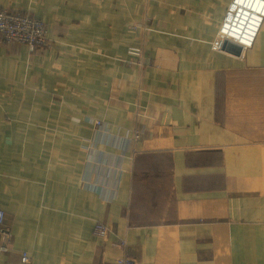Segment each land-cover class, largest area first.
<instances>
[{"label":"crops","instance_id":"0c3cea01","mask_svg":"<svg viewBox=\"0 0 264 264\" xmlns=\"http://www.w3.org/2000/svg\"><path fill=\"white\" fill-rule=\"evenodd\" d=\"M148 1L155 26L146 68L138 75L120 62L119 105L94 104L97 115L117 114V127L97 130L81 114L65 153L54 142L36 145L31 130L14 128L22 142L2 141L0 264H119L124 256L134 264H264V0ZM107 5L0 0V9L42 18L54 40L66 31L71 40L97 27L105 32ZM225 26L243 32L228 40ZM55 42L41 53L0 46L2 99L17 98L15 87L25 85L17 79L26 77L47 90L69 84L78 91L80 82L89 94L111 86L104 59L101 72L74 67L72 82L63 71L51 74L54 62L79 59ZM140 160L154 171L140 170ZM98 221L110 228L108 238L94 234Z\"/></svg>","mask_w":264,"mask_h":264},{"label":"rangeland","instance_id":"374dc122","mask_svg":"<svg viewBox=\"0 0 264 264\" xmlns=\"http://www.w3.org/2000/svg\"><path fill=\"white\" fill-rule=\"evenodd\" d=\"M106 1L108 4L107 6H109L112 10V18L109 23V29L105 32H101L100 28L97 27L98 32L93 31V35H80L73 38L72 40L71 37L67 35L68 31H66V34H63L60 37H56L55 40L57 39L60 43L63 41L64 44H67V47L70 48V57L78 55L77 57L79 59L74 62L77 63L76 65H73L69 58L65 59V66L64 62L63 66H60L59 64L54 62V64H51L49 70L50 72H52L51 74L57 71H63L62 75L67 78L68 82H72L71 79H75L72 74V70L74 67L79 68L80 72L81 70L82 72L84 70H87V68H89L88 72H90V70L101 72L102 66L99 62L104 59L111 65V86L109 88H106L105 91L101 88V92L99 93H94V88L93 92L90 91L89 94H85V85L83 89L80 82L78 91L76 88L72 90L73 86H70L69 84L62 89L63 91H61L60 88L47 90L44 85L41 86L36 83H28L27 77L25 79H17V81H19L20 83L25 84L15 87L17 89V92L19 91V94H17V98L14 96L15 99L6 101L2 99V96L0 95V136H6L5 138L0 137L1 150H4L5 148L2 141L6 142L7 137L10 138L11 141H23L20 136H25V134L14 133V128H16L17 130H31L30 139L35 140L39 137L37 141H34L36 145L39 143V141L41 143L45 140L48 141V143L54 142L58 146V153H65L67 144L71 141L72 138L71 128L75 123L81 120V114H83L84 120L86 119V115H88L90 117L88 118V120H90L93 128L97 130L99 129L100 131L104 130L103 126L108 127V125H110L111 128L118 126L119 118L117 114L115 116L114 112L112 111L109 116L104 117L102 115H97L95 114V112L98 110V106L94 104H98V102H105V105H107L109 102H111L113 103V106L119 105L118 99L121 86L118 81V65L120 62H123L129 70L133 69L137 71L136 74H141L144 68H146L145 54L151 39L155 23L152 19V16L150 15L148 0H141L139 3L136 1L129 2L130 0ZM94 2H96V0H94ZM3 9L10 8H2L0 10ZM241 10L242 11L240 12H245L244 8H242ZM23 13L26 16L34 17L44 22L47 29V40L45 41V43L34 47V49H31L30 44L19 41L6 43L0 37V46L18 44L27 46L29 51L32 53H41L45 49H50L56 42L53 37L50 38V32L46 21L35 16L32 13ZM125 28L127 31L125 30ZM82 29V27H79L78 29L76 28L75 31L77 30L78 33H81ZM223 32H228L226 33V35L228 36L227 39L233 40L237 38L234 35L241 34L243 30L235 27L232 32H229V26H225ZM124 43L127 44L126 58H124V56H120L122 55L120 46L124 45ZM135 48L138 51V55L131 56L130 52ZM75 50H77L79 53L73 54ZM80 52L84 53V55L81 56ZM85 75L86 73L83 74V76ZM131 87H134V85H132ZM44 91H48V94L51 96V98H48V96L44 94ZM72 91L75 93L79 92V94L84 95L83 97L87 96V98L89 99L87 100V102H85L84 100H77L75 97L76 95H74ZM92 93L94 94L91 95ZM89 104H93V107H91ZM54 108H56L57 111L60 110V114L58 113L56 117L51 116V111L54 110ZM100 110L101 109H99V113H101ZM141 129H136L133 135L129 137L131 144L135 145L138 141L141 140ZM11 130L13 131L11 132ZM80 136L82 135L80 134ZM99 137L100 135H98V138ZM96 141H98V139H96ZM83 142L84 146H86L87 142ZM99 148L101 147L98 146V149ZM99 157L101 159L102 156ZM97 162L101 163V160L97 161L95 159L96 164ZM150 163V160H140L139 169L141 170L143 168L145 170L154 171L156 165L151 166ZM138 175L151 176L146 174L145 172H138ZM9 238L10 236L8 237V240Z\"/></svg>","mask_w":264,"mask_h":264},{"label":"built area","instance_id":"2783aa9c","mask_svg":"<svg viewBox=\"0 0 264 264\" xmlns=\"http://www.w3.org/2000/svg\"><path fill=\"white\" fill-rule=\"evenodd\" d=\"M47 29L42 20L26 16L23 12L12 9L0 10V37L6 43L19 41L30 44L31 49L44 44L47 40ZM131 56H137V49L130 52ZM6 213L0 208V231L5 230ZM93 232L96 236L108 238L111 231L108 225L96 222ZM118 245L125 246V241L119 240ZM29 255L24 252L22 262H29ZM119 264H134L129 256H124L118 260Z\"/></svg>","mask_w":264,"mask_h":264}]
</instances>
